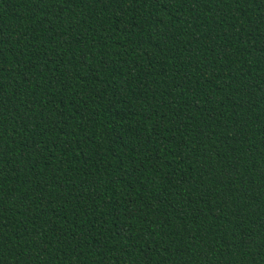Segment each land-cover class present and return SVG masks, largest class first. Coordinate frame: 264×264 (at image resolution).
<instances>
[{
    "label": "trees",
    "instance_id": "obj_1",
    "mask_svg": "<svg viewBox=\"0 0 264 264\" xmlns=\"http://www.w3.org/2000/svg\"><path fill=\"white\" fill-rule=\"evenodd\" d=\"M0 264H264V0H0Z\"/></svg>",
    "mask_w": 264,
    "mask_h": 264
}]
</instances>
